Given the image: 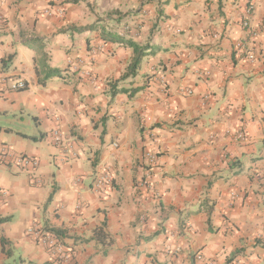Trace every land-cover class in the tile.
<instances>
[{"label": "crops", "instance_id": "crops-1", "mask_svg": "<svg viewBox=\"0 0 264 264\" xmlns=\"http://www.w3.org/2000/svg\"><path fill=\"white\" fill-rule=\"evenodd\" d=\"M0 61V264H264V0H0Z\"/></svg>", "mask_w": 264, "mask_h": 264}, {"label": "built area", "instance_id": "built-area-1", "mask_svg": "<svg viewBox=\"0 0 264 264\" xmlns=\"http://www.w3.org/2000/svg\"><path fill=\"white\" fill-rule=\"evenodd\" d=\"M59 13H62L61 9ZM243 25L248 26V22L244 21ZM248 58L253 59L254 58L253 54L249 53ZM10 77L11 76L8 75L2 69V64L0 61V92L2 87L6 88L7 91H18L26 87L27 83L25 82V80L19 78L7 84ZM52 137L55 142H59L61 140L58 131H54L52 133ZM236 137L239 140H244L245 133L241 130L237 133ZM0 155L1 157H5L8 155V150L4 146L0 147ZM146 158L149 162H151L154 160V154H152L151 152H147ZM13 161L15 162L16 165L20 166L21 168L35 169L38 167V160L35 157L26 154L13 155ZM110 182H111L110 175L108 173H101L95 177L92 183V188L95 191H100L105 185H109ZM143 184L145 185V182H143ZM27 234L31 236L37 243L47 246L49 250H51L52 253L56 255L57 259L59 258L62 261H65L67 259V255L64 254L61 250V246L59 244V240L57 236H55V234H53L52 232H44L37 227L30 226L27 229Z\"/></svg>", "mask_w": 264, "mask_h": 264}, {"label": "trees", "instance_id": "trees-1", "mask_svg": "<svg viewBox=\"0 0 264 264\" xmlns=\"http://www.w3.org/2000/svg\"><path fill=\"white\" fill-rule=\"evenodd\" d=\"M135 48H137V46H135ZM140 62H141V56H136V58L132 61V69L135 70L140 64ZM95 233H96V238L98 240H103L106 236V233L103 230V227L102 229H100L99 231H96Z\"/></svg>", "mask_w": 264, "mask_h": 264}]
</instances>
